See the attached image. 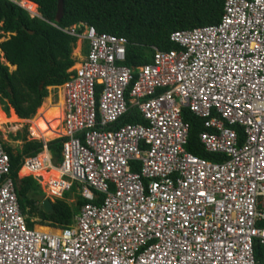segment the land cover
Instances as JSON below:
<instances>
[{
	"label": "built area",
	"instance_id": "obj_1",
	"mask_svg": "<svg viewBox=\"0 0 264 264\" xmlns=\"http://www.w3.org/2000/svg\"><path fill=\"white\" fill-rule=\"evenodd\" d=\"M79 27L63 30L87 46L57 88L61 161L40 141L19 173L48 199L76 183L86 204L58 233L29 229L0 143V264H264L253 253L254 240L264 245V0H224L217 24L173 32L177 50L153 48L136 70L123 65L125 38ZM130 108L146 125L116 126ZM182 108L224 162L186 152Z\"/></svg>",
	"mask_w": 264,
	"mask_h": 264
},
{
	"label": "trees",
	"instance_id": "obj_2",
	"mask_svg": "<svg viewBox=\"0 0 264 264\" xmlns=\"http://www.w3.org/2000/svg\"><path fill=\"white\" fill-rule=\"evenodd\" d=\"M27 1L37 5L38 16H31L8 0H0V32L3 36L9 35L0 43V105L5 114L12 109L18 118L11 113L10 117H5L6 122L30 119L29 128H34L51 108L48 107L49 98L41 106L48 96V89L57 90L67 82V71L75 63L71 55L76 38L64 33V29L76 26L81 32L79 25L86 24L99 33L125 38L127 46L123 65L136 70L151 63L153 48L163 52L177 50L169 40L173 32L217 24L224 5V0H63V16L56 22L57 0ZM8 65L15 69L10 71ZM181 118L189 126L186 152L209 162L226 160L224 155L208 153L201 145L199 134L204 131L203 120L187 108L181 109ZM126 124L146 125L135 108H130L116 126ZM231 128L237 134L238 144H242L245 139L242 129L238 126ZM57 138L46 143L53 162L60 163L64 139ZM12 139L22 144L12 148L0 143L9 159L10 177L27 227L46 233H58L69 227L73 217L86 204L76 193L78 184L74 183L61 199H54L53 214H44L41 203L45 194L39 183L31 176L18 177L23 159L40 153L42 144L27 140L25 134L20 133ZM137 169L138 163H132V170ZM20 174L27 172L23 169ZM60 190L61 187L57 188L56 193ZM71 193L75 201L68 203ZM257 227L264 228V221ZM253 253L257 262L263 261L264 245L254 240Z\"/></svg>",
	"mask_w": 264,
	"mask_h": 264
},
{
	"label": "rangeland",
	"instance_id": "obj_3",
	"mask_svg": "<svg viewBox=\"0 0 264 264\" xmlns=\"http://www.w3.org/2000/svg\"><path fill=\"white\" fill-rule=\"evenodd\" d=\"M15 1H17V0H15ZM31 3H29V4H31ZM33 5H35V4L33 3ZM35 6H36L35 12L34 13L30 12L31 16H36V15L38 16L37 5H35ZM25 10H26V8H25ZM7 38H9L8 34H5L3 36V34L0 32V43L5 41ZM81 46L85 50L87 45H86V43L81 42V40H77L75 42V47H74V49L72 51V55H71L72 57H76L78 55V49ZM83 55H85V51H84ZM5 65H6V63H5ZM75 66L76 65H74V67ZM13 70H14V68H10V71H13ZM61 97H62V95H61V92L59 90H54V89L52 90V89L49 88L48 89V96L42 101L41 106L46 102V99H48V98H49V102H50L48 107L57 106V105H59V103H61ZM62 103H63V101H62ZM36 112H35V114H36ZM11 113L17 118V116L15 115V113H14V111L12 109L9 110L8 114H5L2 111V107L0 105V117L3 118L2 122H0V141L2 142V144L3 143L7 144V145L11 146L12 148L20 146L22 144L21 141H19V140L18 141H13V139H12V137L16 136V134H18V133L25 134L27 140H34L31 137L33 128H29V122L28 121L30 119L29 120L20 119V120H22V122L21 121L19 122L18 120H15L14 123L13 122H8V121L6 122L5 117L6 118L10 117ZM59 135H60V130L56 129L53 132H51V133L47 134L46 136H44L43 138H39L38 140H35V141H44L43 143H46L49 140L55 139ZM43 158H44V154H43L42 159ZM52 162H53V160H52ZM58 164H59V161H57L56 163L53 162L54 166H57ZM18 175L20 177H23V175H21L20 173ZM48 176H52L55 179V181H57V179H58V174H57V172L55 170H48L46 172L45 176L43 175L44 178H48ZM73 194L76 195L75 192ZM73 194L71 193L69 199L67 200L68 203H73L75 201V198L73 197ZM54 199L55 198H50V200L52 202H54Z\"/></svg>",
	"mask_w": 264,
	"mask_h": 264
},
{
	"label": "bare ground",
	"instance_id": "obj_4",
	"mask_svg": "<svg viewBox=\"0 0 264 264\" xmlns=\"http://www.w3.org/2000/svg\"><path fill=\"white\" fill-rule=\"evenodd\" d=\"M20 5L24 6V8L28 9L32 13L35 12L36 6L33 4H29L26 1H21ZM61 110H62V97H61V103H59V105L57 106H52L50 109H48V111L43 115L40 121L33 128L31 135L32 139L38 140L39 138H43L44 136L53 132L56 129L60 130V135L58 137H61L63 135V131L60 128V124L62 121ZM2 119L3 118L0 117V122H2ZM41 174L45 176L46 172Z\"/></svg>",
	"mask_w": 264,
	"mask_h": 264
},
{
	"label": "water",
	"instance_id": "obj_5",
	"mask_svg": "<svg viewBox=\"0 0 264 264\" xmlns=\"http://www.w3.org/2000/svg\"><path fill=\"white\" fill-rule=\"evenodd\" d=\"M28 3H31V2H28ZM31 4H33V3H31ZM62 16H63V0H57V11H56V15H55L56 22H59L60 19L62 18ZM10 68L15 69V67H10ZM41 209H42V212L46 215H51L54 213V210L52 207V201H50L47 198H45L43 200V202L41 203Z\"/></svg>",
	"mask_w": 264,
	"mask_h": 264
},
{
	"label": "crops",
	"instance_id": "obj_6",
	"mask_svg": "<svg viewBox=\"0 0 264 264\" xmlns=\"http://www.w3.org/2000/svg\"><path fill=\"white\" fill-rule=\"evenodd\" d=\"M19 177V176H18ZM20 178H23V177H20ZM77 193V192H76ZM45 198H46V195H45ZM48 199V198H47ZM50 200V199H49ZM51 201V200H50ZM73 221V220H72ZM72 224V223H71Z\"/></svg>",
	"mask_w": 264,
	"mask_h": 264
},
{
	"label": "clouds",
	"instance_id": "obj_7",
	"mask_svg": "<svg viewBox=\"0 0 264 264\" xmlns=\"http://www.w3.org/2000/svg\"><path fill=\"white\" fill-rule=\"evenodd\" d=\"M19 173V172H18Z\"/></svg>",
	"mask_w": 264,
	"mask_h": 264
}]
</instances>
